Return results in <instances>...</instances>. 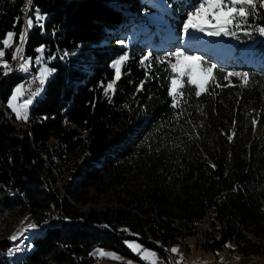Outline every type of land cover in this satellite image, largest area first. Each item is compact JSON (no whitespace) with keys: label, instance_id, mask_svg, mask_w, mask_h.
Instances as JSON below:
<instances>
[{"label":"trees","instance_id":"1","mask_svg":"<svg viewBox=\"0 0 264 264\" xmlns=\"http://www.w3.org/2000/svg\"><path fill=\"white\" fill-rule=\"evenodd\" d=\"M157 2L34 0L45 29L27 31L23 57L33 63L45 46L57 71L29 119L18 121L4 106L28 73L0 70V264H92L96 249L135 258L124 243L130 234L151 251L196 238L203 251L264 255L263 70L249 68L241 86L218 63L198 58L199 68L210 70L204 89L182 74L171 92L169 69L157 61L155 78L146 80L139 59L149 52L163 59V49L154 50L162 31L182 35L186 13L200 0ZM29 7L27 0H0V47L8 32L25 28ZM161 7L156 26L142 17ZM138 22L151 28L135 34ZM239 35L207 46L232 42L236 56L251 46L264 61V37ZM17 45L18 35L4 48L10 65ZM125 51L121 80L105 95L101 84L114 80L110 63ZM51 207L66 225L35 234L27 252L10 257L17 219L28 214L41 225Z\"/></svg>","mask_w":264,"mask_h":264},{"label":"rangeland","instance_id":"2","mask_svg":"<svg viewBox=\"0 0 264 264\" xmlns=\"http://www.w3.org/2000/svg\"><path fill=\"white\" fill-rule=\"evenodd\" d=\"M159 1L160 0H158V2ZM164 6L166 9L167 6L166 5H164ZM163 12H164V7L163 8L162 7L157 8L155 10L145 9L142 13V17L148 19L149 21H152L154 23V26H156L157 23H161V21L163 19V17H162ZM150 28L151 27L147 23H139L138 22L136 27H135V34H138L139 32L145 33L147 31H149ZM165 32L166 31H162V38L160 39V40H162V42L156 44L154 46V50H159L162 48L163 50H159L160 51L159 54L166 56L169 51L177 50L179 48L181 42L183 41V46L185 49H187L188 54H196V55L189 56L186 59L184 66L179 70L180 75L186 74L189 77V79L194 84H196L198 91L201 92L204 89L205 83L209 78L210 70L209 71H202L199 68L198 58H200L199 55H202L205 58L204 61L209 63L210 60H209V58L204 56V54L202 53V48L207 47L208 40H216L217 37H208L202 33H194L192 39L188 38L187 40H185L183 37V34L180 36L172 34V36H170V35H166ZM144 37H145V42L150 43L148 33H146L144 35ZM192 41L195 42L194 45L191 44ZM149 43H146V45ZM12 44H13V41L10 42V45H12ZM128 44L129 43L127 42L126 46H128ZM209 44L213 45V43H209ZM232 44L233 43L230 42V43H227V44L220 46V48L222 50H228L229 51V52H226L227 56H229V59L231 58L230 55H233V51L231 49ZM4 48H5L4 45H3V47H0V51H4ZM241 55L247 56L248 59H250L249 62L252 61V59H253L252 57H255L256 59H258L251 46L245 48L244 51L241 53ZM235 57H237V56H235ZM3 62H5L4 57L0 58V64H2ZM22 62L26 63L30 69L32 66L35 67L34 75H35L38 82H39V80H38V76H39L38 67H49L48 64L45 62H41L40 65L37 67L34 63H31L30 58H26ZM172 62H174V60ZM211 65L213 67L216 66L215 63H211ZM11 66H12V64H11ZM219 69L224 73V75L226 76V78L228 80L233 77L236 80V82H238L241 86L244 85L248 79V70L249 69H246L239 62H233L232 60H228ZM173 70L174 71L176 70L175 67L173 68ZM262 73H264V71H262ZM49 78L46 79V82ZM46 82H45V84H46ZM21 84L22 83L18 84L17 86H15L13 88V90H12L11 94L8 96V99H7L5 106H4L8 110V113L13 114L15 116V118H16L15 113L12 111L11 108L8 107V101L10 100L11 96L14 94L15 88L21 87ZM178 85H180V78L179 77L172 80L171 92H173L174 89ZM44 86H43V88L41 87L38 91L41 94L44 90ZM40 95L39 96L33 95L32 97L24 96V93L22 90V95L20 97H18L16 103H17V105L22 104L26 99H32L35 103V100L38 97H40ZM31 106L32 105H29L28 109L26 110L27 112ZM17 120L23 121L22 119H17ZM195 120L197 122H199L200 118H195ZM229 133L231 134L232 130H230ZM106 204H107L106 198L100 199L98 202V206H104ZM89 207H90V205L88 204V205L82 206L81 208L83 210H87ZM28 224H35L33 222V219L28 214H24L23 216H21L20 218L17 219V221L13 225L12 230H11L10 235H9L10 242H12V244H14L12 249L9 252L13 253V251L18 246V248H20V247L23 248V251H22V255H23L31 247L30 241H31L32 236H34L35 234L41 233L45 229L50 228V227H58L60 225H66V221L60 219L57 216V213L52 209L51 213L47 214L46 220L41 225L35 224L36 227L34 229H29L27 227ZM205 226H206V224H205ZM14 235L18 236L17 241L11 240V237ZM130 235L134 236V238L125 239L124 243H125L126 248L131 252V254L135 258L123 256L121 254H118V253H115V252H112L109 250H105V249H96L92 253L93 258H94V261L92 264H146V263L147 264H153V262H154L153 261L154 250L151 251L149 248L144 246L137 239L136 235H134V234H130ZM194 240H195V238H187L186 239V244L189 246V248L184 247V249H183L184 243H182V244L176 245L174 247H171V249L174 251H181L183 249L182 257L186 258L191 264H252L256 258L253 256H248V257L241 256L235 252L229 251L228 247L224 248L222 251H218L215 253L203 251L199 247L194 246V244H195ZM10 257H14L13 254H11Z\"/></svg>","mask_w":264,"mask_h":264},{"label":"snow or ice","instance_id":"3","mask_svg":"<svg viewBox=\"0 0 264 264\" xmlns=\"http://www.w3.org/2000/svg\"><path fill=\"white\" fill-rule=\"evenodd\" d=\"M34 0H27V4L30 6L29 15L26 19V26L19 34L15 32H8L6 38L2 40V44L7 48L10 45V42L13 41L14 37L18 35L21 46L15 48L14 55L12 57L13 61L20 58L22 61L26 59L22 55L23 44L26 41L27 31L33 29L34 27L40 28L41 30L45 29V16L41 14L38 8L32 7ZM245 5H248L247 10H245ZM254 5V7H252ZM18 22V21H17ZM257 24L260 26L257 27ZM194 33H202L208 37H231L239 39L240 35L244 36H253L258 34L260 37H264V0H200L198 5L194 7L193 10L186 13V19L182 21V34L185 40L188 38H193ZM121 47H124V41H119ZM38 56L33 59V63L38 67L41 62L50 63L52 60L57 59L55 55L49 53L47 57L44 56L45 46H41L36 49ZM17 54H20L19 56ZM67 53H64L59 58L64 59ZM196 54H188L187 49L183 46V41L181 42L179 48L175 51H169L167 55L161 59L159 57L153 58L151 52L147 55H144L139 59V64L141 66L147 65L146 80H151L155 78V71L158 69H153L152 64L157 61L161 64H164L166 68L169 69V80L170 83L173 78L180 75V69L184 66L186 59L189 56H194ZM5 56V51H0V58ZM200 56V63L203 64L205 58L202 55ZM174 58V62L172 59ZM130 55L125 51L120 54L118 58L114 59L110 63V67L114 69V80L107 83V86L104 87L101 84V87L104 88L105 95H108L109 91L115 92L116 88L114 85L117 81L121 80L122 76V66L125 62L129 61ZM175 67V71L173 68ZM0 70H3L4 75H8L13 71L10 63L5 61L0 64ZM19 71L23 73L29 72V67L26 63H21L19 66ZM39 71V84L42 86L45 85L46 79L52 77L53 74L57 71L55 68L51 67H38ZM144 82H141L140 87L143 88ZM46 91V89H45ZM41 93L37 92L35 95L39 96ZM22 95L21 87H16L14 94L11 96L8 101V107L12 109L15 113L17 119L28 120V112L26 111L29 105H33L34 101L32 99H26L22 104L17 105L16 101L18 97ZM29 229H34L35 224H28ZM12 241H17L18 236H12ZM9 255L12 253L9 252Z\"/></svg>","mask_w":264,"mask_h":264},{"label":"built area","instance_id":"4","mask_svg":"<svg viewBox=\"0 0 264 264\" xmlns=\"http://www.w3.org/2000/svg\"><path fill=\"white\" fill-rule=\"evenodd\" d=\"M20 46L21 42L19 41L18 47ZM17 55L19 56L20 54ZM21 63L22 60L20 58L13 61V71H19V66ZM39 85L40 84L37 81L35 75H32V80L30 82L21 84L24 96L32 97ZM197 241H199V239ZM185 245L186 244H183V249ZM157 247L158 250H154L153 252V264H191L186 258L182 257L183 249L181 251H174L170 248V246L162 248L160 245H157ZM252 264H264V255L257 256Z\"/></svg>","mask_w":264,"mask_h":264},{"label":"bare ground","instance_id":"5","mask_svg":"<svg viewBox=\"0 0 264 264\" xmlns=\"http://www.w3.org/2000/svg\"><path fill=\"white\" fill-rule=\"evenodd\" d=\"M27 36V35H26ZM23 51H24V47H23ZM23 51H22V55H23ZM217 60V59H216ZM12 72H15V73H18V72H21V71H12ZM32 75H34V72H32L31 70H29L28 72V76L26 77V79L24 80L23 83H28L32 80ZM22 83V84H23ZM41 88V85H39L38 89L35 91L34 95L39 91V89ZM200 241V239H199ZM198 242L197 239L195 238L194 240V243ZM171 248V247H170ZM22 251H23V248L20 247L18 248V246L16 247V249L13 251V256L14 258L17 257V256H21L22 255Z\"/></svg>","mask_w":264,"mask_h":264},{"label":"water","instance_id":"6","mask_svg":"<svg viewBox=\"0 0 264 264\" xmlns=\"http://www.w3.org/2000/svg\"><path fill=\"white\" fill-rule=\"evenodd\" d=\"M53 209V207H51Z\"/></svg>","mask_w":264,"mask_h":264}]
</instances>
